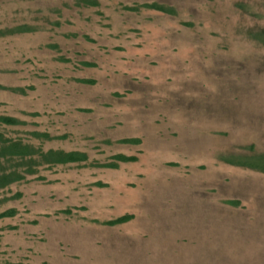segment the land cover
Segmentation results:
<instances>
[{"label": "rangeland", "instance_id": "rangeland-1", "mask_svg": "<svg viewBox=\"0 0 264 264\" xmlns=\"http://www.w3.org/2000/svg\"><path fill=\"white\" fill-rule=\"evenodd\" d=\"M85 2L0 0V132L87 156L0 190V264H264V0Z\"/></svg>", "mask_w": 264, "mask_h": 264}, {"label": "trees", "instance_id": "trees-1", "mask_svg": "<svg viewBox=\"0 0 264 264\" xmlns=\"http://www.w3.org/2000/svg\"><path fill=\"white\" fill-rule=\"evenodd\" d=\"M93 1V0H92ZM85 2V0H84ZM91 3V0H87ZM86 3V2H85ZM147 9H153L164 13H171L165 6L153 3L143 5ZM249 36L264 46V28L250 29ZM17 121L10 117L0 116V126H12ZM129 142V141H124ZM116 163L108 164L105 167L115 168L117 163H127L135 161L134 157L115 156ZM87 156L78 151L64 152L62 150H42L30 144L23 143L21 139L6 137L0 132V190L7 186L24 180L27 176H32L38 172L39 167H53L58 165H69L85 162ZM230 164L250 168L264 173V159L241 158L239 160L229 161ZM11 211L2 214L10 216ZM1 216V217H2ZM128 220V217L119 218L108 224H120Z\"/></svg>", "mask_w": 264, "mask_h": 264}]
</instances>
